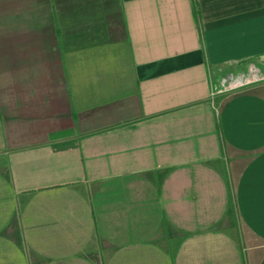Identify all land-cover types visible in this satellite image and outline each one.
I'll return each mask as SVG.
<instances>
[{
    "label": "crops",
    "instance_id": "1",
    "mask_svg": "<svg viewBox=\"0 0 264 264\" xmlns=\"http://www.w3.org/2000/svg\"><path fill=\"white\" fill-rule=\"evenodd\" d=\"M264 0H0V264H264Z\"/></svg>",
    "mask_w": 264,
    "mask_h": 264
},
{
    "label": "built area",
    "instance_id": "2",
    "mask_svg": "<svg viewBox=\"0 0 264 264\" xmlns=\"http://www.w3.org/2000/svg\"><path fill=\"white\" fill-rule=\"evenodd\" d=\"M260 62L263 64L262 66H264V55L261 56ZM261 82H264V68L248 64L246 66V71L238 78H230L228 74H222L214 85L209 82V98L212 99L217 95L233 93Z\"/></svg>",
    "mask_w": 264,
    "mask_h": 264
},
{
    "label": "rangeland",
    "instance_id": "3",
    "mask_svg": "<svg viewBox=\"0 0 264 264\" xmlns=\"http://www.w3.org/2000/svg\"><path fill=\"white\" fill-rule=\"evenodd\" d=\"M248 64H249V63H248ZM248 64H247V65H248ZM251 64H253V66L257 67L254 63H251Z\"/></svg>",
    "mask_w": 264,
    "mask_h": 264
}]
</instances>
